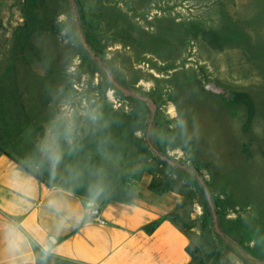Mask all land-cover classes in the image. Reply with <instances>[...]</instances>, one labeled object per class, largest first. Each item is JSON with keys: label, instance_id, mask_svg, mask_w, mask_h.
Returning <instances> with one entry per match:
<instances>
[{"label": "rangeland", "instance_id": "obj_1", "mask_svg": "<svg viewBox=\"0 0 264 264\" xmlns=\"http://www.w3.org/2000/svg\"><path fill=\"white\" fill-rule=\"evenodd\" d=\"M148 133L209 184L228 264H264V0H0L1 150L102 203L172 178ZM201 186L175 187L195 241Z\"/></svg>", "mask_w": 264, "mask_h": 264}, {"label": "crops", "instance_id": "obj_2", "mask_svg": "<svg viewBox=\"0 0 264 264\" xmlns=\"http://www.w3.org/2000/svg\"><path fill=\"white\" fill-rule=\"evenodd\" d=\"M149 184L132 201L98 203L47 186L0 149V264H188L190 239L168 219L181 195Z\"/></svg>", "mask_w": 264, "mask_h": 264}, {"label": "trees", "instance_id": "obj_3", "mask_svg": "<svg viewBox=\"0 0 264 264\" xmlns=\"http://www.w3.org/2000/svg\"><path fill=\"white\" fill-rule=\"evenodd\" d=\"M160 150V149H159ZM161 151V150H160ZM10 159L15 161L19 166H21L23 169L31 173L35 178H37L39 181L45 183L47 186L52 187L54 184L48 179H44L39 174L31 171L28 167L20 164L15 158H13L10 154L7 152H4ZM162 163L171 170L172 178L169 181H166L164 183H158L156 181H152L149 184V190L156 193V194H164L169 191H175V187L178 184V181L184 180L195 187L202 188L201 184L198 182L197 179H195L193 173H198V168L193 165V172L184 170L180 168L179 165L175 163H169L167 161H162ZM208 189H209V184ZM62 188H65L73 193H75L73 190L68 189L67 187L63 185H58ZM137 189H135L133 186H130L126 183H122L118 185L115 189V194L113 197H110L106 199L105 201L116 199L120 201H132L135 197ZM211 195L212 191L209 190ZM185 198V196H183ZM104 201V202H105ZM183 208V202L179 205L178 209ZM205 211L203 215V219L201 222V234L197 241L193 239L190 234H188L187 231L183 230L180 227V214L179 212L173 211L169 214L168 219L175 224L177 227H180L189 237L190 242L187 246V252L189 253L191 260L188 264H228V258L227 253L230 248H232L231 243L229 240L225 239L224 237L220 236L213 227V219L212 214L209 209V204L206 202L204 205ZM219 222L221 225V220L219 216ZM160 220H157L155 222H152L144 227V230L151 233L153 232L157 226L159 225ZM222 226V225H221Z\"/></svg>", "mask_w": 264, "mask_h": 264}, {"label": "water", "instance_id": "obj_4", "mask_svg": "<svg viewBox=\"0 0 264 264\" xmlns=\"http://www.w3.org/2000/svg\"><path fill=\"white\" fill-rule=\"evenodd\" d=\"M110 80L113 84V86L120 90L124 95L128 96V97H132V96H135L137 98H139L140 100H143V101H148L149 104H150V110H151V113L154 114L155 113V110H156V105L154 103V101L152 99H149V98H146L144 96H140V95H135L129 88H126L123 84H121L115 77H110ZM205 88L209 91H212V92H215V93H218V94H224V90L217 86L215 83L213 82H209L206 84ZM152 124V122H151ZM151 124H150V127H151ZM150 127H149V130H150ZM147 143L148 145L150 146V148L155 152V154H157L160 158H162L163 160L169 162V163H172L173 161L168 158L167 156L163 155L161 153V151L156 148L151 139H150V135L148 133V136H147ZM176 164V162H173ZM180 167L183 168V169H187L188 167L183 165V164H180ZM197 179L198 181L203 185L204 187V190H205V195H206V199H207V202L210 206V209H211V212H212V216H213V221H214V227H215V230L216 232L223 236L224 233L220 227V224H219V220H218V213H217V210H216V206H215V203L213 201V198H212V195L208 189V185H207V182L205 180V178L198 172L197 173Z\"/></svg>", "mask_w": 264, "mask_h": 264}, {"label": "built area", "instance_id": "obj_5", "mask_svg": "<svg viewBox=\"0 0 264 264\" xmlns=\"http://www.w3.org/2000/svg\"><path fill=\"white\" fill-rule=\"evenodd\" d=\"M91 213H92L93 218H94V219H97V216L99 215L100 210H99L98 208H95V209H93V210L91 211ZM99 221H100V222H103V220H99Z\"/></svg>", "mask_w": 264, "mask_h": 264}]
</instances>
